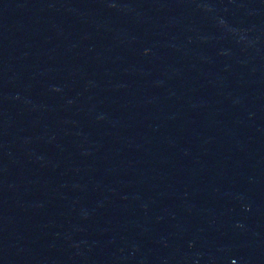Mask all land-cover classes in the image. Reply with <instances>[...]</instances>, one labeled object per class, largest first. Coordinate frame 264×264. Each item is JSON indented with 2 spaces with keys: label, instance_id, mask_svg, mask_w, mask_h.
<instances>
[{
  "label": "water",
  "instance_id": "95a60500",
  "mask_svg": "<svg viewBox=\"0 0 264 264\" xmlns=\"http://www.w3.org/2000/svg\"><path fill=\"white\" fill-rule=\"evenodd\" d=\"M0 264H264V0H0Z\"/></svg>",
  "mask_w": 264,
  "mask_h": 264
}]
</instances>
